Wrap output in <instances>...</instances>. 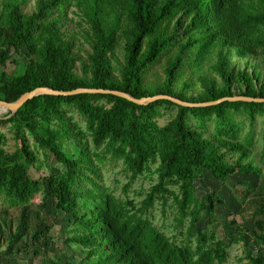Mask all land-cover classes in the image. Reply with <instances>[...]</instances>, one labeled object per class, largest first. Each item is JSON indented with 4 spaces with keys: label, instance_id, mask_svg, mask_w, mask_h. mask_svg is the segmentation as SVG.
Returning a JSON list of instances; mask_svg holds the SVG:
<instances>
[{
    "label": "trees",
    "instance_id": "trees-1",
    "mask_svg": "<svg viewBox=\"0 0 264 264\" xmlns=\"http://www.w3.org/2000/svg\"><path fill=\"white\" fill-rule=\"evenodd\" d=\"M30 1L0 0V65L16 66L0 70L2 100L14 101L38 86L169 94L190 102L264 98V0H35L34 10L26 12ZM71 8L90 45L86 56L76 33L65 29ZM162 57L164 76L147 80ZM73 110L84 117L85 129L73 120ZM169 110L174 116L160 125L158 117ZM258 116H264V102L183 106L170 99L137 104L108 93L35 96L0 119L19 142L8 151L0 130V196L24 206L43 192V204L52 200L63 221L30 234L22 232L24 223L9 238L24 239L26 247L36 240L49 245L59 225L67 264H226L236 242L243 243L247 264H264V216L253 225L229 221L217 214L224 200L214 190L198 196L195 184L206 170L219 179L261 176L251 158L254 130L242 133L245 122L254 126ZM212 124L214 132L207 135ZM40 151L62 167L36 179L30 170ZM95 160L121 161L130 173L125 190L147 172L157 181L139 203L120 198L92 175L98 173ZM254 193L249 187L240 197ZM157 201L164 210L175 206L177 226L188 222L186 241L177 242L154 224L149 213ZM263 214L262 199L254 217ZM204 217L206 226L199 227ZM218 218L225 237L211 228ZM5 225L0 219V235Z\"/></svg>",
    "mask_w": 264,
    "mask_h": 264
},
{
    "label": "rangeland",
    "instance_id": "rangeland-1",
    "mask_svg": "<svg viewBox=\"0 0 264 264\" xmlns=\"http://www.w3.org/2000/svg\"><path fill=\"white\" fill-rule=\"evenodd\" d=\"M34 7L35 0H31L25 7V11L32 12ZM67 20L68 22L65 29L69 30L70 33H76L75 37L82 45L80 53L86 56L87 51L90 50V45L83 34V28L77 24L79 17L75 13L74 8L69 10V17ZM14 55L18 56L16 53H14ZM22 57H25V55ZM14 64L15 63L12 61H9L7 66L0 65V70L6 69L12 72L16 67ZM79 65L80 64H78V66ZM165 65L166 57H162L150 70L147 80H155L157 78L156 73L160 76H164L163 67ZM188 76L189 74L187 77ZM175 112V110H169L165 115L158 117L159 124H166L174 116ZM5 113L6 112L2 109L0 116L3 117ZM70 114L73 116V120L77 122L82 129L86 128L85 119L77 110L71 111ZM210 127L211 129L207 135L211 134L214 125L212 124ZM251 129L254 130V140L256 142L252 146L251 158L255 161V164H258L262 169L261 176H257L255 173L232 174L225 179H219L209 170H206L204 178L195 181L198 196H201L208 190H214L216 196L224 200V205L217 207V214L222 216L227 214L229 221L236 219L245 226L253 225L255 223L254 218L258 219L264 216L263 214L262 216L258 215L254 217L255 211L261 206V200H264V157L262 155V148L264 147V116H258L254 126L251 125L250 120H247L242 133L246 134ZM0 130L8 137L5 148L10 152L15 151L19 142L15 139L10 129V124H1ZM30 142L34 146L32 138H30ZM72 145L73 144H67L66 147L72 149ZM228 158L233 161L236 159V156L230 154ZM95 161L99 164L98 173L97 175L92 173V175L95 176L101 185L113 191L115 195L120 198L128 197L134 199L136 203H139L143 199L145 192L157 181V175L154 174V172H147L133 180L127 187V190H125L126 185L130 181V173H127L124 169V165L121 161L115 162L113 160H106L101 163L98 160ZM61 167L60 163H56L54 157L46 156L40 151L38 154V162L31 167L30 172L33 178L37 179L57 173ZM88 185L91 186V183ZM249 187L255 190V193L248 195L246 199L241 198L240 194L242 192L247 193ZM141 192H143L142 195H139ZM172 202L173 200L170 198L169 203ZM163 208L162 203L157 201L155 206L151 209L149 217L154 224L159 226L167 235L177 242L182 243L186 241L183 231H185L188 222L183 226H177L175 206H167L165 210ZM57 211L58 210L53 206L52 200L49 206L43 204V192L37 193L32 199V202L24 206L14 205L3 196H0V219L3 226L6 223L5 230L3 234L0 235V264H42V259L48 261L49 264L52 258L57 257L61 259V264H67V255H65V252L68 250V247L64 246L63 243L66 235L61 231L59 225H56L54 230L51 231L53 234L52 238L54 239L49 241V245L40 242V240H36L33 245L26 247L24 239L11 240L9 238L11 233L15 232L17 226H23L24 223L26 226L25 229H22V232L28 234L32 231H40L46 225L61 223L63 221V213L60 212V214H58ZM206 223L207 219L204 217L199 223V227L206 226ZM224 227L226 228L221 218H218L211 225V228L216 230L218 237H225L226 233L223 232ZM20 246H25V248L21 249ZM254 246L255 243H252L251 247L254 248ZM35 249L40 250L38 256L34 255ZM244 256L245 249L243 243L236 242L228 250L226 264H247V259Z\"/></svg>",
    "mask_w": 264,
    "mask_h": 264
},
{
    "label": "water",
    "instance_id": "water-1",
    "mask_svg": "<svg viewBox=\"0 0 264 264\" xmlns=\"http://www.w3.org/2000/svg\"><path fill=\"white\" fill-rule=\"evenodd\" d=\"M80 93L114 94L120 97H124L137 104H148L158 99H170L173 102L178 103L183 106H209V105L218 104L226 100H232V101L233 100H244V101L264 102L263 97H251V96H245V95L226 96L218 100H210V101H204V102H190V101H185L181 98H178V97H175L169 94H157L154 96L135 97L129 92L118 90V89L79 87V88L72 89V90H60V89H55L49 86H38L30 91L24 92L18 99L14 101H6V100L0 99V107L4 110V112L7 113L8 111H10L11 112L10 115H13L21 108V106H23L28 100L34 98L35 96L44 95V94L73 95V94H80ZM10 115H7V116L3 115V117L0 116V119H3L5 117L8 118Z\"/></svg>",
    "mask_w": 264,
    "mask_h": 264
},
{
    "label": "bare ground",
    "instance_id": "bare-ground-1",
    "mask_svg": "<svg viewBox=\"0 0 264 264\" xmlns=\"http://www.w3.org/2000/svg\"><path fill=\"white\" fill-rule=\"evenodd\" d=\"M1 111H2V108L0 107V113H1Z\"/></svg>",
    "mask_w": 264,
    "mask_h": 264
}]
</instances>
